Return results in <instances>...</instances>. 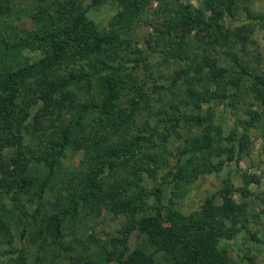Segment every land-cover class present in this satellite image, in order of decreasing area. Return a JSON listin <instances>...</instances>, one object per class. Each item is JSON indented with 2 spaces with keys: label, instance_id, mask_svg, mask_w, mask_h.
<instances>
[{
  "label": "trees",
  "instance_id": "16d2710c",
  "mask_svg": "<svg viewBox=\"0 0 264 264\" xmlns=\"http://www.w3.org/2000/svg\"><path fill=\"white\" fill-rule=\"evenodd\" d=\"M116 1L119 9L107 27L95 23L85 15V12L69 17L59 25L53 23L48 15L39 12L34 15L38 19H34L36 28L22 30L5 19L9 10L4 0H0V115L7 107L12 111L11 119L0 120V152L10 149L8 156L0 159V236L11 240L13 226L16 227L12 221L15 216L12 214L17 207L8 210L4 198L9 197L14 203H18L25 196H29L33 201L34 210L32 213L28 211L26 217L29 218V224L23 225L22 239L28 235L33 236L34 231H29L28 227L34 229L36 226L37 236L41 234L39 229L41 232L46 230L50 234H58L61 227L76 220L81 213L87 216L92 211L96 215H102L106 209L117 216L121 213L129 216L127 210L131 209L135 214L140 213L141 219L136 222L130 220L125 231L121 233L124 239L112 238L108 243L97 245L95 254L100 260L117 264H246L244 260H247L248 264H255L253 258L248 255L236 261L228 250L220 249L219 244L221 240L236 236L242 229L251 233V222L245 215L247 206L237 203L234 194L238 192L242 196H247L250 182L256 179L252 177L248 180L244 177L247 179L245 182L247 189L236 188L227 181L219 193L223 197L221 205L216 204L214 194L206 200L200 210L184 215L172 206L166 209L163 205L165 181L157 187L154 186L152 190L146 185L147 181L157 179V172L160 169L159 158L155 155L159 149L157 142L140 136L133 142L125 141L120 145L106 147L101 141L91 144L92 132L87 129L90 121L99 120L101 127L109 120L119 126L127 123L132 115L126 116L123 113L121 99L128 97L129 91L141 90L136 69L141 68L142 71L152 69L149 62L143 65H139L138 62L137 66L128 69L123 65L116 66L97 59L95 63L89 65V69L81 70L80 74L70 72L61 78L56 77L67 60L75 56L84 58L99 55L106 47L114 45L119 36L131 29L140 19L145 0ZM209 1L210 5L206 8L210 11V17L205 15L194 17L185 7L179 22L165 23L164 30L157 31L161 40H164H159L162 43L159 53L162 60L166 63L184 62L187 67L176 73L173 81L176 85L171 86L178 87V82H185L187 79L190 84L189 101L195 104L214 101L216 104L224 103L226 107H230L234 106L235 98L248 93V90L242 92L247 80L252 86L258 87L259 98L264 99V75L261 77L251 75L234 52L237 47L234 38L243 44L249 41L242 33L244 27L231 32L222 26L225 20L233 16L232 6L224 7L223 0L220 9H217V1ZM261 21L264 27V19ZM188 29H192L191 32L196 30L198 34L205 31L208 45H213L214 50L217 46H221V49L227 48L226 58L232 63L233 69L239 70L241 74L237 81L230 82L231 94L227 93L226 83L225 91L218 83L224 76L220 61L215 57L211 63L208 55H198L196 50L184 44L186 39L184 36L189 35L185 32ZM175 36L179 38L183 36L181 39L183 42L178 41L174 44ZM166 44L170 47H166ZM26 49L32 51L33 60L23 55ZM154 52L158 50L154 49ZM194 58H198L197 62ZM187 59L190 61L187 62ZM210 76L213 83L209 86L202 84L207 77L210 79ZM82 83L94 86L102 100L99 102L77 100L74 96L76 94L70 89ZM213 84H216L215 91L211 89ZM38 86L41 87L40 90H35L34 87ZM57 96L59 99L54 101ZM52 99L53 102H50ZM41 103L43 105H40ZM127 104L131 107V112L137 108L134 99H129ZM31 108H37L42 114L45 113L43 114L45 117L50 116V127L44 124L42 115L22 116L24 110ZM67 113L70 116L68 123L65 124L66 120L59 123L65 119ZM254 114L258 113L251 115L245 125L246 130L254 127L257 121ZM210 118V111L206 114L199 111L197 115L184 117L186 124L193 125L199 132L179 151L177 171L172 178L175 182L174 188L178 191H182V186L197 178L200 173L220 171L225 163L232 161L239 163L243 158L242 151L249 140L248 136H243L239 140L240 153L236 152V147L231 146L229 151L225 150V156L219 157L222 161L217 165L212 163V158L216 156L224 137L222 127L213 125ZM166 123H171L173 128L181 124L176 117H170ZM145 126L144 129L149 127L148 122ZM154 133L156 132L150 134L152 140L157 136ZM166 148L167 152H170L168 146ZM153 149L156 153H144L142 163L138 167L133 165L131 158ZM70 150L84 151V159L80 165V169H84V177L80 182L75 179L70 169H63L62 159ZM141 150L142 152H139ZM130 166L134 171L133 179L132 175H129L127 181L123 180L127 184L120 192L110 185V178L119 172L122 174L123 170ZM63 171L65 172L62 173ZM63 175L65 176L60 180ZM68 177L73 179V182L67 187L70 195L65 197L56 189L59 185L67 184ZM112 184L117 185V180L114 179ZM106 187L109 188L108 191H105ZM49 191L60 193H57L51 210L44 211L40 222L42 205ZM175 192L173 191V194ZM179 194L176 193L175 197ZM124 195H126L124 199H128V204L118 205ZM96 200L98 202L94 203ZM137 200L142 204L141 207L134 209ZM151 200L154 214L143 215ZM171 205L174 206V201ZM120 207L122 208L119 209ZM16 223H20V220H16ZM133 230H137L139 234L137 243L131 247L129 237ZM252 236L255 237L254 234ZM2 244L0 241V246ZM84 260L88 263L86 258Z\"/></svg>",
  "mask_w": 264,
  "mask_h": 264
},
{
  "label": "rangeland",
  "instance_id": "374dc122",
  "mask_svg": "<svg viewBox=\"0 0 264 264\" xmlns=\"http://www.w3.org/2000/svg\"><path fill=\"white\" fill-rule=\"evenodd\" d=\"M216 1V8L220 9L219 6L223 0ZM224 1V7L227 5L232 6L233 16L225 20L222 26L228 28L231 32L244 27L242 33L249 40L248 43L243 44L234 38L237 46L234 52L238 55L242 66L251 75L263 76L264 27L261 20L264 19V0ZM4 4L9 10L5 19L8 22L11 21L14 27L17 26L22 30L36 28L37 25L34 19L37 18L34 15L39 12L42 15H48L52 22L57 25L62 24L69 17L85 12V15L95 23L101 27H107L119 9L116 0H10L9 2L4 0ZM208 5H210L209 0H145L140 19L131 29L122 33L114 45L106 47L99 55L84 58L75 56L67 60L65 66L57 72L56 77L61 78V76L70 72L80 74L81 70L89 69V65L95 63L97 59L116 66L123 65L128 69L137 66L138 62L139 65L149 62L152 69L142 71L141 68H138L135 70L139 85L142 86L141 90L129 91L128 97L121 99L123 113L126 116L132 115L131 119L121 126L109 120L107 126L102 125V127L99 120H91L87 127L88 131L92 132L93 140L91 144L101 141V144L106 147L114 144L120 145L125 141L133 142L137 138L139 139L140 136L157 142L159 149L157 150L158 154L155 155L159 158L160 169L157 172V179L147 181L146 185L152 190L154 186L157 187L165 181L163 205L166 209L172 206L184 215L200 210L206 200L214 194H216V204L221 205L223 197L219 193L224 189L227 181H230L236 188L247 189L245 185L247 179L244 177H247L248 180H251L252 177L256 179V181L250 182L247 196H242L238 192L234 194L237 203L247 206L245 215L251 222V233L242 229L231 239L221 240L219 247L228 250L230 256L236 261L238 258L241 260L248 255L253 258L255 264H264V99L259 98L260 90L246 80V87L242 92L248 90V93L235 98L234 106L226 107L224 103L220 105L214 101L195 104L189 101L188 98L190 84L187 79H185V82H178V87L171 86V84H174L176 73L187 68L185 63H166L159 54L162 44L159 40H164H161L158 36V29L164 30L165 23L170 21L172 23L179 22L181 15L184 14L185 7L192 12L194 17H200L201 15L210 17V11H207L206 8ZM1 21L3 23L4 19ZM8 26H11V24H8ZM191 30L185 31L189 35L184 36L186 38L184 44L186 47L189 46V48L196 50L198 55H208L211 58V63L215 59L220 61L224 76L218 80V83L220 87H223V90L224 83H226L227 93L228 95L231 94L230 82L237 81L241 74L239 70L233 69L232 63L226 58L225 51H227V48L221 49V46H217L214 50L213 45H208V36L205 31L198 34L196 30L192 32ZM182 38L175 36L173 43L176 44L178 41L182 43ZM151 47L153 49H150ZM166 47L170 46L166 44ZM154 49H157L158 52H154ZM23 55L28 57L29 60L34 58L32 51L27 49L24 50ZM194 59L197 62L198 58ZM189 61L187 59V62ZM211 76L210 79H212ZM210 79L207 77L202 84L211 85L213 79ZM164 86L166 88H162ZM156 87H159V89H156ZM40 88L39 86L34 87L35 90H40ZM211 89L215 91L216 84H213ZM70 91L75 93L74 96L77 100L82 102H95L96 100L99 102L102 100L97 95L94 86H88L87 83L73 86ZM57 99H59L58 96L55 97L54 101H57ZM129 99H134L137 103L134 112H131V107L127 104ZM50 102H53V99ZM42 103L40 105H43ZM39 111L37 108L26 109L22 116L29 114L30 117L31 115L37 117L42 115L41 118L45 120L44 124L50 127V116L45 117L43 115L45 113L42 114ZM199 111H202L203 114L210 111V119L213 125L221 126L223 130L224 139L217 150L216 156L212 158L214 165L222 161L219 157L225 156V150L229 151L231 146L236 147V152L240 153L239 140L243 136H248L249 140L244 146L243 158L239 163L232 161L228 164L225 163L220 171L202 172L197 178L184 184L182 191H178L174 188L175 182L172 181V178L177 171L179 151L184 149L185 145L194 139L199 132L193 125L186 124L184 117L197 115ZM253 113H258L257 115L254 114L257 121L254 127L246 130L245 125ZM68 117L70 116L67 113L65 119L63 118L59 123L66 120L65 124H67ZM170 117L179 118L181 124L173 128L174 126L171 123H166ZM11 118L12 111L7 107L2 111L0 120ZM146 122H148L149 127L144 129ZM154 131L156 132L154 134L161 136H155L152 140L150 134ZM165 145L168 146L170 152H167ZM38 149L39 145L37 146ZM139 152H142V150ZM146 152L156 153L154 149L142 152V154L138 153L136 158H131L133 165L135 164L138 167L142 163V158ZM9 153L10 149L0 152V159L8 156ZM65 155L62 159L63 169H70L71 173L75 175V179L80 182L84 177V169H80L81 161L84 159V151L74 152L70 150ZM132 166L123 170L122 174L119 172L120 175L118 173V176H112L109 181L110 185L122 192L127 184L123 180H126L129 175H132L131 179H133ZM114 179L117 180V185L112 184ZM72 182L73 179L68 177V183L59 185L56 190L61 191L62 196L67 197L71 193L67 187ZM108 190L109 188L106 187L105 191ZM173 191L176 192L173 194ZM57 193L49 191L46 195L44 200L46 204L43 202L44 205H42L41 215L39 216L40 222H42L41 216L45 214L44 211H49L53 207L52 203L57 198ZM176 193L180 194L175 197ZM125 196L119 200L118 205L128 204V199H124ZM31 200L29 196H25L18 203H14L9 197L4 198L8 210L17 207L15 213L12 214V216H15L12 221H14L16 227L13 226L11 240L8 237L3 238L0 236V241L3 242L0 246V264H117L116 262L107 263L104 259L100 260V257H96L97 245L108 243L112 238L124 239L125 237L121 233L125 231L130 220L136 222L141 219L140 213L135 214L131 209L130 211L127 210L130 213L129 216L127 214L122 215V213L117 216L114 212L112 213L106 209L103 210L102 215H96L95 212L91 211L90 215L86 216V214L81 213L76 220L65 224L58 234H50L46 230L41 232V229H39L41 234L37 236L35 233L38 228L34 226V229L28 227L29 231H34L33 236L28 235L25 239H22L23 225L29 224V218L26 217L29 214L28 211L32 213L34 210L33 201ZM173 201L174 206L171 205ZM97 202V200L94 201V203ZM141 204L142 202L137 200L134 209L141 207ZM89 210L90 208H88ZM153 214V201L151 200L143 215ZM16 220H20V223H16ZM133 231L129 237L131 247L137 243L139 234L137 230ZM253 234L255 235L254 238ZM84 258L88 260V263ZM244 262L248 264L247 260H244Z\"/></svg>",
  "mask_w": 264,
  "mask_h": 264
}]
</instances>
